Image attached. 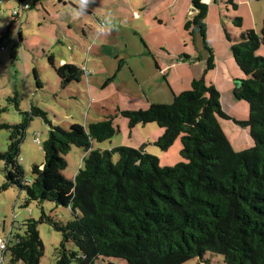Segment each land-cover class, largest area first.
I'll use <instances>...</instances> for the list:
<instances>
[{
  "label": "trees",
  "instance_id": "16d2710c",
  "mask_svg": "<svg viewBox=\"0 0 264 264\" xmlns=\"http://www.w3.org/2000/svg\"><path fill=\"white\" fill-rule=\"evenodd\" d=\"M20 3L21 8L28 5ZM228 3L238 10L234 0ZM193 7L197 13L185 31L193 38L199 33L209 57L203 75L193 80L190 90L173 93L172 104L137 111L117 107L101 121L73 124L68 130L52 125L46 112L31 106L22 124L0 126L10 131L8 150L0 153L7 172L2 189L17 187L26 195L24 207L36 203L42 209L38 221L24 223L23 235L5 241L0 258L5 261L8 255L10 264H40L45 246L38 226L46 223L62 235L55 264H114L115 259L125 264L200 259L203 264L207 254L222 256L226 264H264V57L258 55L264 49V19L261 34L244 31L232 45L233 59L244 74L234 95L249 106V118L237 120L223 111L221 93L208 80L215 69L207 42L209 7L203 0H193ZM27 10L14 15L20 23ZM235 25L242 28L243 19L235 18ZM49 63L63 88L81 83L86 74L74 64L56 68L52 56ZM35 77L41 88L37 73ZM34 117L43 118L50 131L42 144L45 162L33 166L32 178L26 179L20 146ZM121 119L131 133L149 124L161 128L152 145L162 152L180 140L183 162L162 167L147 143L96 148L95 143L111 142L121 133ZM220 119L249 130L254 146L236 151ZM73 147L86 154L83 167L69 181L63 172ZM45 202L71 209L74 219L64 223L47 215Z\"/></svg>",
  "mask_w": 264,
  "mask_h": 264
},
{
  "label": "rangeland",
  "instance_id": "374dc122",
  "mask_svg": "<svg viewBox=\"0 0 264 264\" xmlns=\"http://www.w3.org/2000/svg\"><path fill=\"white\" fill-rule=\"evenodd\" d=\"M68 1L41 0L35 4V0H23V4H28L31 9L24 12L20 23L14 16L21 9L20 0H0V47L5 48L0 54V126L22 124L26 114L30 113L31 106L46 112L52 125L68 130L73 124L87 126L92 123L88 118L95 112L98 114L99 107L137 111L146 110L152 104L169 105L174 101L173 93L190 90L184 77L192 73L198 75L202 69L205 71L209 53L199 33L195 38L189 37L188 47L184 41L181 42L177 33L179 29L168 32V41L153 30V49L134 34L122 35L120 38L103 36L99 39L98 34L102 27L95 23L94 31L91 32L90 27H85L88 20L86 16L82 14L79 18H73L70 14L72 7ZM228 1L218 0L215 5L210 6L207 42L220 60L221 72L217 70L215 76L220 87L222 109L231 117L244 120L249 118V106L244 101H238L234 95L238 81L244 78V74L233 59L232 45L239 41L244 31L254 30L261 34L264 0H237L240 4L238 10H234ZM237 17L243 19L242 28L235 25ZM20 32L23 41L20 40ZM226 34H229V39ZM123 37H128L131 41L123 44L122 41L126 39ZM60 40L64 42L59 43ZM142 40L150 53L159 60L162 69L171 64H179L178 57H183V53L197 59L196 63H185L161 72L154 60L141 58L142 55L151 56L142 46ZM165 42L168 51L161 52V44ZM258 55L264 57L263 48ZM50 56L54 58L56 68L65 64L82 68L86 73L83 81L63 88L49 63ZM230 58L233 60L231 65ZM62 61L65 63L62 64ZM130 61L131 66L126 64ZM35 73L39 76L41 88L37 85ZM211 73L208 80L214 76ZM229 73L231 78L227 77ZM180 77L181 80H178ZM220 124L236 151H244L254 146L249 130L237 126L233 121L220 119ZM127 128H123L115 140L119 145L140 147L130 138L132 133ZM49 131L50 125L43 118L34 117L30 121L19 154V162L26 179L32 178L33 166H42L45 162L42 144L48 139ZM141 134L144 135L143 132ZM9 137L10 131L0 128V153L8 150ZM148 137L151 141L155 140ZM109 144L110 142L95 143L94 146L106 148ZM181 150L180 140L166 153L154 145L147 148L150 154L160 159L162 167L183 162ZM85 154L83 149L73 147L66 156L67 167L63 175L67 180L75 179L83 167ZM6 173L5 164L0 162V239L4 241L11 235H23L24 223L29 219L38 221L42 215V209L36 203L24 207L26 195L19 188L2 189ZM42 208L47 215L64 223L74 219L69 208L58 207L50 202L43 203ZM38 231L45 246L40 264H55L57 249L62 242L61 233L46 223L40 224ZM68 247L72 249L73 245ZM205 260L208 262L203 264H226L219 255L207 254ZM111 261L114 264H125L123 260ZM5 264H10L8 255L5 256ZM184 264H201V261L193 259Z\"/></svg>",
  "mask_w": 264,
  "mask_h": 264
},
{
  "label": "crops",
  "instance_id": "0c3cea01",
  "mask_svg": "<svg viewBox=\"0 0 264 264\" xmlns=\"http://www.w3.org/2000/svg\"><path fill=\"white\" fill-rule=\"evenodd\" d=\"M217 1L218 0H205L204 3L207 4L210 9V6L215 5ZM68 2L73 6L77 5V0H69ZM234 2L237 3L239 9L240 4L238 3V1L234 0ZM242 2L244 1L242 0ZM196 13L197 11L193 7V0H95V3L90 4L89 8L87 9V12L83 15L88 18V20H86L85 22L86 25L85 27H90L91 32L94 31L93 26L95 23H98L103 28L101 33L98 34L99 39L103 36H108V37L117 36L118 38H120L122 35L132 36L134 34L135 36H139L141 39H143L145 43L148 44V46H150L153 49L154 47L151 46V42H152L151 32H153V30L156 31L158 35H161L165 41H168V37H169L168 32L170 30L172 32L173 31L176 32L175 29H179L177 33L181 38V42L184 41L186 47H188L187 45L189 44L188 43L189 37L191 38V36L187 31H185V24L186 22L192 20L195 17ZM208 17H209V12H208ZM67 24H69V26L72 27L70 23ZM123 38H126L125 40L122 41L123 44H126L127 42L131 41V39L128 37H123ZM143 40H142V46L145 47ZM60 42H64V40L62 41L60 40L59 43ZM166 43L167 42L161 44L160 47L162 48L160 49L161 52H163V50L168 51L165 47ZM145 48L148 50L147 52H149L151 56L147 55L146 57H144L142 55L141 58L142 59L148 58L150 60L151 59L154 60L156 66L157 67L159 66L158 69L159 68L161 69V72L169 71L168 70L169 68L174 69L175 66L179 67L180 65H184L185 63L194 64L196 63L197 60L191 57V55H189L188 53L187 54L183 53V57L180 56L178 57L180 60L179 64L177 65L171 64L170 66H167L164 69H162L163 67H161L159 60H157V58L153 56L152 53H150L149 48L147 47ZM167 55L171 56L169 53ZM214 57H215V69L211 73V74L214 73V76H212L210 80L215 83L218 89H220L215 76L217 70L221 72L219 68L220 60L219 58L216 57L215 54ZM229 62L230 65L231 63H233L232 58L229 59ZM63 63H65V61H62V64ZM126 64L127 65L130 64L131 66V61ZM203 70L204 69H202L198 75L192 73L189 74L188 77H184L185 81H187L188 86L190 88L193 80L200 78L203 75L204 73ZM227 77L231 78L230 73L227 74ZM178 80H181V77L178 78ZM89 83L92 84V81H90ZM164 103H167V101H165ZM99 110L100 111L98 112V114L95 112V114H92L91 116H90L91 112H89L88 116L90 117L88 118V120H92L93 122L101 121L105 118L106 114L109 111H114L115 108L109 109L105 107H99ZM122 121L123 120H121V123H119L121 130L127 126V123ZM153 125L149 124L146 126L136 127L132 131L130 138L131 139L133 138L135 144H138L140 146L145 143L152 145V143L155 142L163 133V130L161 128H157V126H153ZM135 131H138V133ZM142 132L144 135L141 134ZM148 136H151L150 138L153 137L155 140L151 141V139H149ZM115 139L116 137L112 139V141L110 142L109 145L106 146V148L112 149L114 147L125 146V145H119V143Z\"/></svg>",
  "mask_w": 264,
  "mask_h": 264
},
{
  "label": "clouds",
  "instance_id": "9594fccd",
  "mask_svg": "<svg viewBox=\"0 0 264 264\" xmlns=\"http://www.w3.org/2000/svg\"><path fill=\"white\" fill-rule=\"evenodd\" d=\"M92 3H95V0H77V5L70 9V14L73 15V18H79L87 12V9Z\"/></svg>",
  "mask_w": 264,
  "mask_h": 264
},
{
  "label": "built area",
  "instance_id": "2783aa9c",
  "mask_svg": "<svg viewBox=\"0 0 264 264\" xmlns=\"http://www.w3.org/2000/svg\"><path fill=\"white\" fill-rule=\"evenodd\" d=\"M205 0H203V2H204ZM29 8V6L28 5H24L22 8H21V12H23L24 10H27ZM20 12H15L14 13V15H16V16H18V15H20L19 14ZM5 51V48L3 47V46H1L0 47V54L2 53V52H4ZM5 241L4 240H1L0 239V250H4L5 249ZM0 262H1V264H5V261H4V258L3 257H1L0 258Z\"/></svg>",
  "mask_w": 264,
  "mask_h": 264
}]
</instances>
